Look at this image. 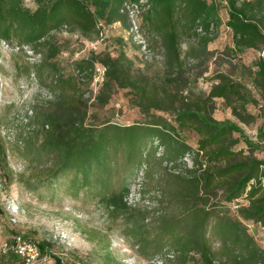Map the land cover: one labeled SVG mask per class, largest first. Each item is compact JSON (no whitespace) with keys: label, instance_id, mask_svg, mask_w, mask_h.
I'll use <instances>...</instances> for the list:
<instances>
[{"label":"trees","instance_id":"trees-1","mask_svg":"<svg viewBox=\"0 0 264 264\" xmlns=\"http://www.w3.org/2000/svg\"><path fill=\"white\" fill-rule=\"evenodd\" d=\"M32 1L34 8L24 0H0V41L29 45L38 52L42 48L44 56L35 73L58 69L51 60L61 52L56 33L62 27L82 38H97L101 22L127 24L128 15L122 11L125 2L145 7L142 25L153 47L161 50L162 60L149 63L145 59L139 66L125 45L119 44L114 54L92 50L74 60L71 75L57 71L53 83L58 95L32 110L30 122L36 126L22 145L25 174L11 170L0 137V174L5 181L15 180L33 192L57 185L56 193L89 194L115 218H125L127 232L137 238L145 254L167 250L180 264H187L194 255L201 264H264V249L248 232L250 224L264 227V159L255 155L264 153V119L257 140L241 125L257 119L248 110L249 105L258 104L252 88L264 97V0ZM221 8L227 13L231 43L217 58H227L235 73L245 69L248 83L242 80L244 75L232 77L228 72L214 74L210 84L202 83L212 56L207 45L222 23ZM184 38L196 39L198 46L189 44L185 55ZM249 49L260 55L245 65L240 56ZM96 64L105 67V75L89 103L86 94ZM116 90L125 91L128 104L139 111L142 121L126 125L96 117L91 108L108 105ZM217 99L235 120L214 118ZM184 131L197 136L196 148L182 138ZM155 141L158 146L153 145ZM240 141L246 145L243 151L236 149ZM158 147L163 150L160 157ZM191 153L188 168L183 158ZM163 162H180L185 167L182 172L156 177L169 207L149 211L130 205L131 178L143 167V179H152L156 164ZM210 229L220 239L219 253L210 244ZM37 246L41 257L49 255L55 264H64L51 253L49 243L41 241ZM106 251L107 264H122L109 247Z\"/></svg>","mask_w":264,"mask_h":264},{"label":"rangeland","instance_id":"rangeland-1","mask_svg":"<svg viewBox=\"0 0 264 264\" xmlns=\"http://www.w3.org/2000/svg\"><path fill=\"white\" fill-rule=\"evenodd\" d=\"M24 4L34 8L32 0H24ZM219 15L222 23L216 37L207 45L212 56L202 83L210 84L209 79L218 72H228L232 77L244 75L242 80L248 83L245 69L242 73H235L227 58H217L225 46L231 43V31L225 25L226 10L221 8ZM142 24V18H139L138 31L150 49L148 58L144 57L138 45L132 41L128 22L125 25L120 21L104 24L100 28V31L103 30L102 41H99V37L82 38L78 33H71L69 30L57 32L56 37L62 43V48L51 60L53 65L57 66V70L48 67L40 73H35L36 66L44 56L42 48L39 50L41 52L33 50L32 54H26L23 51L16 52L12 46L9 48L0 46V137L7 147L8 161L14 173L22 175L26 172L22 159V145L36 126L34 122H30L32 110L37 105L54 100L58 95L53 83L56 73L71 75L74 72V60L88 56L92 50L94 52L109 50L114 54L119 44L125 45L128 56L139 66L143 65L145 59L150 60L149 63H160L162 52L153 47V42ZM189 44L198 47L196 39L184 38L181 43L183 55L187 52ZM259 55L260 52L249 49L240 57L242 63L250 65ZM91 86L92 82L89 89ZM248 86L251 87L249 84ZM202 87L207 90L204 85ZM252 91L258 99V104L249 105L248 110L255 114L257 119L253 124L241 125L250 138L257 140L258 129L264 119V97L253 88ZM124 93V90H116L108 105L94 106L91 111H94L98 119L110 118L119 124L129 125L142 121V115L128 104ZM91 98L92 96H89V103L94 100ZM213 116L218 120H235L221 99L216 100ZM181 136L192 148L197 147V136L194 133L184 131ZM236 149L243 151L246 145L240 141ZM162 153V148L158 147L156 156L160 157ZM255 155L264 159L263 152L256 151ZM192 156V153L188 156L189 160ZM183 161L189 168L188 161ZM45 163L49 165L50 160L46 159ZM184 168L180 162L176 165L164 162L161 165L156 164L154 168L156 176L146 180L139 171L129 182L128 203L138 209L149 211L157 208L166 209L170 205L169 198L167 194L163 195L160 192L161 187L157 186L156 177L161 179L168 172L179 173ZM57 190H59L57 185H46L33 192L15 180L11 183L5 181L4 174H0V264H22L21 258L13 250L12 240L16 236L36 244L41 241L49 243L51 253L60 257L64 264H107V247L114 259L122 264H180L174 253L168 254L167 250L145 254L135 241L137 238L127 232L125 218H115L89 194L80 193L74 197L62 192L56 193ZM232 210L230 209L229 213L233 215ZM155 215L157 213L152 214L153 217ZM248 232L264 249V227L250 224ZM207 235L213 251L219 253L221 246L219 237L211 229ZM193 257L187 264H201L198 255ZM217 259L218 263H221L219 257ZM36 264H55V260L52 256L45 255L40 257Z\"/></svg>","mask_w":264,"mask_h":264},{"label":"built area","instance_id":"built-area-1","mask_svg":"<svg viewBox=\"0 0 264 264\" xmlns=\"http://www.w3.org/2000/svg\"><path fill=\"white\" fill-rule=\"evenodd\" d=\"M145 0H142L140 3H144ZM145 10V7H142L141 4H130L129 2H125L122 11L125 12L128 16V24L130 26V32L132 36V41L135 42L139 50L143 53L145 58L149 57L150 49L148 47V44L138 31V22L139 18H142V13ZM99 26H103L102 23H99ZM61 31H67V26H64L61 28ZM103 30L100 31L99 34V41L103 40ZM201 31V29H199ZM1 48H9L12 46L16 52L23 51L26 54H32L33 49L29 45H11L7 43L4 40L0 41ZM105 75V67L101 64H96L94 69V75L92 79V86L88 93L86 94L87 98L89 96H92L91 100L94 99L101 83L103 82ZM34 75H32L33 77ZM34 78V77H33ZM155 145L158 146V142L155 141ZM160 148V147H159ZM183 160H187L189 163V167L192 166V161L189 160L188 155H186ZM166 164V163H165ZM140 174L143 176V167L140 169ZM238 205H235V208H237ZM13 250L17 256H19L22 260V264H36L40 260V251L36 243L26 241L20 236L15 237V241L13 243Z\"/></svg>","mask_w":264,"mask_h":264}]
</instances>
